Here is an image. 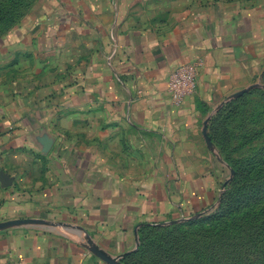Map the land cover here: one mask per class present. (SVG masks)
<instances>
[{
  "label": "crops",
  "instance_id": "1",
  "mask_svg": "<svg viewBox=\"0 0 264 264\" xmlns=\"http://www.w3.org/2000/svg\"><path fill=\"white\" fill-rule=\"evenodd\" d=\"M263 69L264 0H44L0 39V223L50 225L0 231V264H125L146 226L212 206L204 129Z\"/></svg>",
  "mask_w": 264,
  "mask_h": 264
},
{
  "label": "rangeland",
  "instance_id": "2",
  "mask_svg": "<svg viewBox=\"0 0 264 264\" xmlns=\"http://www.w3.org/2000/svg\"><path fill=\"white\" fill-rule=\"evenodd\" d=\"M43 2L0 0V20L15 5L0 23V39ZM240 92L209 118L204 134L218 189L214 204L150 226L132 264H264V69Z\"/></svg>",
  "mask_w": 264,
  "mask_h": 264
},
{
  "label": "built area",
  "instance_id": "3",
  "mask_svg": "<svg viewBox=\"0 0 264 264\" xmlns=\"http://www.w3.org/2000/svg\"><path fill=\"white\" fill-rule=\"evenodd\" d=\"M196 65H184L175 69L168 79V90L173 104L180 106L193 96L198 86Z\"/></svg>",
  "mask_w": 264,
  "mask_h": 264
},
{
  "label": "water",
  "instance_id": "4",
  "mask_svg": "<svg viewBox=\"0 0 264 264\" xmlns=\"http://www.w3.org/2000/svg\"><path fill=\"white\" fill-rule=\"evenodd\" d=\"M243 95V92L236 93L233 95V97H240ZM207 126L204 129V134H206ZM0 181L3 185V187H9L13 184V180L6 175L1 169H0ZM32 224H40V225H50L48 222L44 220H36V219H23V220H13V221H8V222H2L0 223V231L6 230L9 228H13L16 226H21V225H32ZM91 251L99 257L101 260L106 262L107 264H122L120 259H115L109 255H107L105 252L100 250L98 247L93 246L91 248Z\"/></svg>",
  "mask_w": 264,
  "mask_h": 264
},
{
  "label": "trees",
  "instance_id": "5",
  "mask_svg": "<svg viewBox=\"0 0 264 264\" xmlns=\"http://www.w3.org/2000/svg\"><path fill=\"white\" fill-rule=\"evenodd\" d=\"M15 5L11 6L10 9H5V13H3V18L4 20H0V23H2L3 21H5L9 15L6 14L7 12H12L13 8ZM1 11V10H0ZM163 225H154V227H161ZM148 228H150V226H146L145 228H143V230L141 231V236H140V242H143V235H144V231L147 230ZM141 248V247H140ZM140 250V249H139ZM125 264H132L131 261L130 262H125Z\"/></svg>",
  "mask_w": 264,
  "mask_h": 264
}]
</instances>
